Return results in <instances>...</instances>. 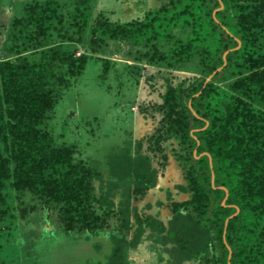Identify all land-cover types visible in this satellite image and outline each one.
Listing matches in <instances>:
<instances>
[{
    "label": "trees",
    "instance_id": "obj_1",
    "mask_svg": "<svg viewBox=\"0 0 264 264\" xmlns=\"http://www.w3.org/2000/svg\"><path fill=\"white\" fill-rule=\"evenodd\" d=\"M154 3L120 23L92 16L90 0H24L2 26L0 223L39 207L64 233L106 234L107 264H133L143 246L157 253L147 264H264V0ZM109 43L138 47L135 61L162 84L144 77L155 98L138 110L152 129L128 132L104 175L76 145L57 144L49 114L90 59L105 76ZM169 165L180 181L162 187ZM151 190L161 198L145 213Z\"/></svg>",
    "mask_w": 264,
    "mask_h": 264
},
{
    "label": "rangeland",
    "instance_id": "obj_2",
    "mask_svg": "<svg viewBox=\"0 0 264 264\" xmlns=\"http://www.w3.org/2000/svg\"><path fill=\"white\" fill-rule=\"evenodd\" d=\"M22 1L0 0V46L7 41L2 26H7L11 17L17 15ZM60 1L67 4L69 0ZM90 2L92 16L103 11L111 21L120 23L140 17L144 10L155 7L154 0ZM60 47L61 50L69 51L74 45L63 43ZM137 48L124 43H109L105 51L110 65L105 76L100 78L102 63L90 59L82 74L62 94L49 114L52 117L49 121L51 134L57 144L76 145L80 157L90 158V163H94L92 159H95L99 164L96 166L104 175V158L109 154L122 156L117 151L123 147L126 149L128 132L131 131L132 135L149 133L153 126L152 121L146 118L150 112H146L142 120L138 105L155 98V92L149 82L144 81V77H153L152 82L158 87L162 84V73L143 62L135 61ZM173 74L188 75L184 72ZM69 113L72 114L69 116ZM97 122L99 130L96 132L94 126ZM90 130L94 132L92 138L88 135ZM168 169L171 173L166 172L168 178L160 181L162 187L169 186L166 180L172 182L175 178V181H180L179 176L173 174L175 168L169 165ZM160 194L157 190H151L143 202L139 203L140 210L143 209L145 213L154 212V201L161 198ZM7 203L12 209L16 206L12 197ZM146 204L150 207L145 208ZM11 224L8 226L6 221L0 223V264H107L110 241L106 234L90 238L84 233H64L50 212L39 207L23 219L15 216ZM142 249L138 255L144 257L135 258L137 254L133 253L131 263L147 264L156 257L157 253L152 246Z\"/></svg>",
    "mask_w": 264,
    "mask_h": 264
},
{
    "label": "water",
    "instance_id": "obj_3",
    "mask_svg": "<svg viewBox=\"0 0 264 264\" xmlns=\"http://www.w3.org/2000/svg\"><path fill=\"white\" fill-rule=\"evenodd\" d=\"M221 8V3L219 2V7L217 8V9H215L213 12H216L217 10H219ZM237 42V46L239 45V43H238V41H236ZM227 52V51H226ZM226 52H224L223 53V56H224V54L226 53ZM222 56V61H223V63H224V57ZM222 66H223V64H222ZM221 66V67H222ZM221 67H219V68H217L212 74H214L215 72H217V71H219L220 69H221ZM211 74V75H212ZM211 75H209L206 79H205V82L206 81H208L209 80V78L211 77ZM195 95H197V94H195ZM194 95V96H195ZM187 108L189 109V111L191 112V114L193 115V116H195V114H194V112L191 110V107L189 106V104H187ZM210 177H211V180H212V173H210ZM224 190V189H223ZM224 192H225V190H224ZM226 195V194H225ZM224 200V199H223ZM222 200V201H223ZM235 213H236V209H235V212H234V214H232V215H230L229 217H227L226 219H225V222L229 219V218H231L232 216H234L235 215ZM228 257H229V252H228Z\"/></svg>",
    "mask_w": 264,
    "mask_h": 264
},
{
    "label": "crops",
    "instance_id": "obj_4",
    "mask_svg": "<svg viewBox=\"0 0 264 264\" xmlns=\"http://www.w3.org/2000/svg\"><path fill=\"white\" fill-rule=\"evenodd\" d=\"M129 129H130V128H129ZM130 130H131V129H130ZM130 130H129V131H130ZM144 247H145V246H143V248H144ZM144 249H145V248H144ZM141 250H143V249L138 250V253H140Z\"/></svg>",
    "mask_w": 264,
    "mask_h": 264
}]
</instances>
